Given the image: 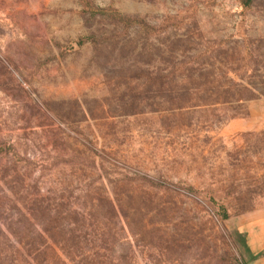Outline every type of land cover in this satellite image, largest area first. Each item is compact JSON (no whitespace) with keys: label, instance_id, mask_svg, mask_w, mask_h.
<instances>
[{"label":"rangeland","instance_id":"rangeland-1","mask_svg":"<svg viewBox=\"0 0 264 264\" xmlns=\"http://www.w3.org/2000/svg\"><path fill=\"white\" fill-rule=\"evenodd\" d=\"M262 216L264 0H0V264H248Z\"/></svg>","mask_w":264,"mask_h":264},{"label":"crops","instance_id":"crops-1","mask_svg":"<svg viewBox=\"0 0 264 264\" xmlns=\"http://www.w3.org/2000/svg\"><path fill=\"white\" fill-rule=\"evenodd\" d=\"M244 231L250 252L248 264H264V216L250 221Z\"/></svg>","mask_w":264,"mask_h":264},{"label":"trees","instance_id":"trees-1","mask_svg":"<svg viewBox=\"0 0 264 264\" xmlns=\"http://www.w3.org/2000/svg\"><path fill=\"white\" fill-rule=\"evenodd\" d=\"M118 198V197H117ZM105 202L108 203L109 205V208L107 210V215H110V216H113V217H116L117 219H121V210L119 209L118 205H119V202H121V199H117V201L114 200H111V198L107 195V197L105 198ZM137 212V211H136ZM74 213V215L77 214V216H79L78 213L76 212H72ZM55 216L56 217H59V218H62L60 217L62 215V213L60 212V210H56L55 211ZM128 214V215H127ZM126 215L122 213V216L123 217V223L125 222V225L123 226L122 230L125 231V232H129L132 236H136V231L133 229V223H131V220H130V217H131V214L130 212H128ZM87 229V225L84 224V226H81V225H75L74 228H71L68 232L72 234V236L74 235L76 238H78V235L77 233H81L83 229ZM101 237H104V234H99ZM81 237L82 239H84L85 242L89 241L88 240V237L86 236H79ZM239 238L244 246V248H246L247 251H249L248 247H247V244H246V241H245V237L242 235V234H239Z\"/></svg>","mask_w":264,"mask_h":264}]
</instances>
